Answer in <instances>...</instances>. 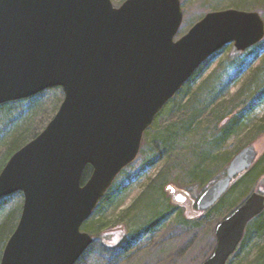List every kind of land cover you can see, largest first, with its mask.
<instances>
[{
	"label": "water",
	"instance_id": "obj_1",
	"mask_svg": "<svg viewBox=\"0 0 264 264\" xmlns=\"http://www.w3.org/2000/svg\"><path fill=\"white\" fill-rule=\"evenodd\" d=\"M183 19L180 0H127L119 8L111 0H0V106L64 91L53 120L0 173V200L24 196L0 264H77L94 243L83 224L137 159L156 116L212 55L264 39L256 12L209 13L175 40ZM257 156L253 146L242 149L200 197L199 212ZM166 191L174 203L188 198L173 185ZM263 211L264 195L252 193L217 226L204 264H226Z\"/></svg>",
	"mask_w": 264,
	"mask_h": 264
},
{
	"label": "rangeland",
	"instance_id": "obj_2",
	"mask_svg": "<svg viewBox=\"0 0 264 264\" xmlns=\"http://www.w3.org/2000/svg\"><path fill=\"white\" fill-rule=\"evenodd\" d=\"M111 1L119 8L127 0ZM180 2L184 20L175 40L213 12H256L264 20V0ZM63 101V90L56 88L0 107L2 169L13 141L22 139L18 145L24 146L40 135ZM233 116L241 119L228 140L220 143L221 127ZM263 124L264 41L243 53H236L230 44L195 73L145 133L138 158L121 172L83 226L82 231L93 236L95 242L77 264H204L217 247V226L253 188L264 192V175L255 180L245 174L239 177L222 203L200 218H194L187 204L196 202L224 177L232 158L246 146H255L260 158L256 168L259 172L264 169ZM169 184L189 194L190 201H181L180 210L149 229L160 221L151 223L154 217L166 211L171 197L163 190ZM23 203L22 193L0 201V227L9 214L18 223ZM98 223L108 228L102 237ZM10 232L9 226L0 243ZM263 253L264 234H251L228 264H264Z\"/></svg>",
	"mask_w": 264,
	"mask_h": 264
},
{
	"label": "trees",
	"instance_id": "obj_3",
	"mask_svg": "<svg viewBox=\"0 0 264 264\" xmlns=\"http://www.w3.org/2000/svg\"><path fill=\"white\" fill-rule=\"evenodd\" d=\"M260 45V44H259ZM236 53H239V52H237L236 51ZM8 105V104H7ZM4 106H6V105H4ZM242 110V109H241ZM241 113V112H240ZM240 117H235V116H233V119L231 120V121H229L227 124H225L223 127H221L222 129L220 130V133H221V136L219 137V142L220 143H225L227 140H228V138L230 137V135L232 134V132H233V130H234V128L236 127V125H237V123L240 121ZM262 128H264V124H263V127ZM22 139H16L15 141H13V143L9 146V149H8V151H7V155H8V159L12 156V154H14L17 150H19L21 147H22V145H18L19 144V141H21ZM16 146H18V147H16ZM14 147H16V149H14L13 151H12V148H14ZM239 151V150H238ZM237 151V152H238ZM5 154V155H6ZM10 156V157H9ZM4 158H5V156H4ZM7 159V160H8ZM260 159V158H259ZM4 160V159H3ZM6 160V161H7ZM256 165H257V162L255 163V165L250 169V170H248V171H246L245 173H243V175L245 174V176L246 177H250V178H252V179H254L255 180V178H257L258 176H261V175H264V169L261 171V172H259L258 171V169L256 168ZM1 166H3V161H2V163H1V165H0V171H1ZM92 171H93V169H92V167H90V166H88L87 168H86V170H85V172H84V175H83V178H82V184L84 185L88 180H89V178H90V176H91V174H92ZM233 187V186H232ZM231 187V188H232ZM230 191H231V189H230ZM230 191L221 199V201L230 193ZM232 191H233V188H232ZM231 191V192H232ZM254 191H258V190H256V189H254L253 188V190H252V192H254ZM165 191L163 190V193H164ZM166 193V192H165ZM246 196V195H245ZM245 199V198H244ZM105 200V199H104ZM1 201V200H0ZM220 201V202H221ZM219 202V203H220ZM218 203V204H219ZM222 203V202H221ZM217 204V205H218ZM216 205V206H217ZM215 206V207H216ZM215 207H213L212 209H214ZM212 209H210V210H212ZM177 210H180L179 209V207L177 206V205H175V204H173L172 203V201H171V204H170V202L169 203H167V206H166V211H165V213H159V214H157L156 216L157 217H154L155 219H153L152 221H151V223L152 222H154V221H156V220H164L168 215H170V214H173L175 211H177ZM209 210V211H210ZM232 210H234V207L232 208ZM231 210V211H232ZM207 213V212H206ZM205 214V212H203V213H201V215L203 216ZM162 216V217H161ZM202 216H200V217H202ZM199 217V218H200ZM161 220L160 221H158V222H156V223H154V224H151V225H149V229H151V228H154V227H156L158 224H160L161 223ZM99 224V223H98ZM10 226V228H11V232H10V234H9V236L7 237V239L5 240V241H2L1 243H0V255H1V252H2V250H3V248H4V246H5V243L7 242V240L10 238V236L13 234V232H14V230H15V228H16V226H17V224H16V219H13V216H12V214H9L8 215V217H7V219L3 222V224H2V226L0 227V238H1V235H2V233H3V231H5L8 227ZM99 227H100V233H99V235L102 237V236H104L105 234H107L108 233V228H105V226H103V224H99ZM254 235L255 237H259V236H261V234H264V212L261 214V215H259L258 217H256L255 219H253L251 222H250V224L248 225V227H247V230H246V234H245V237H244V241L245 240H247V239H249V236L250 235ZM243 241V242H244ZM261 258H263L264 259V253L262 254V257ZM260 263V262H259Z\"/></svg>",
	"mask_w": 264,
	"mask_h": 264
}]
</instances>
